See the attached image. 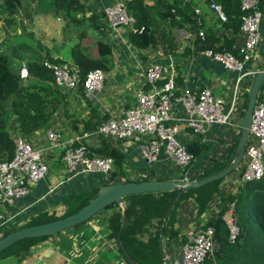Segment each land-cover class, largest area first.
I'll use <instances>...</instances> for the list:
<instances>
[{
    "label": "crops",
    "instance_id": "crops-1",
    "mask_svg": "<svg viewBox=\"0 0 264 264\" xmlns=\"http://www.w3.org/2000/svg\"><path fill=\"white\" fill-rule=\"evenodd\" d=\"M20 1L21 6L26 10L25 7L28 5L24 2L25 0ZM113 1L115 0H80L85 4L84 13L86 15L96 13L98 15V18H95L97 19L96 24L103 22V28L97 29L86 19L81 24L86 37H80L77 31L66 32L64 15L55 14L51 6L47 7L46 18L38 20V11L32 1L31 48L59 61L75 65L71 46L76 43H80L81 47L92 54H96L98 39H103L111 45L112 65L104 70L102 86L90 95L79 88H63L66 92L64 108L61 107L52 117L48 129L57 130L63 141L72 139V145H77L80 141L87 143L96 154L112 156L108 152L110 151L113 154L119 152L121 155L119 158L118 156L113 157L114 164L109 173L80 170L70 175L60 158L62 149L54 148L46 152L45 159L49 166L47 173L33 184L26 195L11 203L0 202V210L5 216L4 222L0 223L1 230H14L34 217L41 214L45 216L56 209L64 211L67 206L64 201L71 194L98 188L104 183L123 181L126 177L149 179L156 174H173L177 178L192 177L204 166L213 164L214 160L223 161L232 159L234 156L231 146L241 129L242 105L232 115L230 123L211 122L205 132H195L186 122L188 116L184 106L178 101H172L171 122L178 126V138L184 144L194 141L202 144L199 155L186 166L178 165L163 151L155 161L148 162L142 156L137 142L128 139L112 141L97 132L101 120L120 114L124 108L135 101L139 91L148 87L144 79V69L148 64L160 62L172 67L178 89L208 87L213 92L223 95L226 100L230 98L238 73L237 70L224 67L223 63L216 58L202 53V49L199 50L197 47L196 33L183 28L175 29L178 45L175 53H164L161 49L137 48L131 45L127 39L128 31L123 26L112 25L103 15L104 13L102 14L104 7ZM155 1L157 0H144L148 4H153ZM214 1L221 5L224 2ZM37 3L39 5V2ZM258 6L262 11L259 26L260 39L252 58L245 63V69L254 71L264 61V0H258ZM195 10L202 13L211 24V33L215 39L214 45L222 46L220 49L241 57L240 47L244 41V35L240 26L232 22L231 25L223 24V21L227 20L219 19L217 11L210 7L209 1H199V6L195 7ZM1 17L4 22L7 21L8 26L10 22L12 23L11 35L4 39V46H0V52L8 53L7 49H15L8 45L16 43L12 34L16 23L20 22L19 15L5 13L1 16L0 13V19ZM24 21L27 20L24 19ZM31 22L28 19V23ZM104 28L107 30L106 33L102 32ZM48 29H53V31ZM9 30L11 31L7 27L4 31L9 32ZM22 50L26 52L23 48L19 52ZM253 77L254 73L246 74L240 81L241 103L243 94L249 90ZM260 92L264 98V81ZM14 126L15 123L11 122L9 128L12 130ZM46 131L37 130L31 136L32 141L40 147L46 146ZM76 137L79 138L76 139ZM102 138L108 141L107 147L102 142ZM240 184V169L223 176L218 182L219 193L218 191L213 193L206 209L200 214H198V205L193 194L184 196L175 209L174 225L177 233L171 238L162 237L161 239L165 255L169 259L178 256L181 244L201 228L200 222H204L211 214L218 211L224 203L227 204L222 196L235 192ZM119 207L122 209L120 203L104 207L76 226L36 238L31 241L28 248L21 250L20 253L11 252L1 255L0 264H131L118 246L109 224L113 211Z\"/></svg>",
    "mask_w": 264,
    "mask_h": 264
},
{
    "label": "trees",
    "instance_id": "trees-1",
    "mask_svg": "<svg viewBox=\"0 0 264 264\" xmlns=\"http://www.w3.org/2000/svg\"><path fill=\"white\" fill-rule=\"evenodd\" d=\"M124 1L129 13L136 18L134 29L128 31L127 39L131 45L137 48L151 47L161 49L164 53H175L178 46L175 29L183 28L196 33V43H198L199 50L209 48L213 51H226L220 49L222 46L214 45L215 39L211 33V24L202 13L195 10V7L199 6V1H209L210 3L211 0H157L153 4H148L144 0ZM221 1H224L221 6L226 15L225 20H227L223 21V24L231 25L232 22L240 26L242 12L238 0ZM38 2L39 4L47 2L55 14L64 15L66 20L64 30L66 32L69 30L77 31L80 37H86L85 31L81 27L86 19L97 29L103 26V22L96 24L97 19L95 18H98L96 13L89 15L84 13L85 4L80 0H38ZM1 4L0 11H7L8 15H12L21 6V1L2 0ZM219 19L221 18L219 17ZM192 25L195 26L191 28ZM102 32L106 33L107 30L104 28ZM23 49L26 50L27 54L23 55L22 64H17L15 68L12 67V57L8 53L0 52V161L10 159L13 155V130H19L31 138L37 130H47L52 117L61 107L64 108L63 102H65L66 92L63 88L54 85L53 73L43 63L44 60H53L54 58L33 50L28 44L23 46ZM95 49L96 54H92L89 50L81 47L80 43L71 46L74 64L79 70L80 83L78 88L81 91H84L83 81L89 70L93 68L107 70L112 65V49L108 42L98 39ZM25 58L27 60L24 61ZM23 72L26 73L23 74ZM248 93L249 90L243 94V115ZM257 99H262L260 90ZM11 122L15 123L12 130L9 128ZM238 137L231 146L232 153L235 151ZM102 142L106 144V147L108 146V141L104 138H102ZM85 144L95 152L90 145ZM185 147L190 153V162L202 150V144L195 141L185 144ZM102 149L103 147L100 148V151ZM108 152L114 158L117 156L119 158L121 155L119 152L116 154ZM231 160L230 158L223 161L214 160L213 164L204 166L195 176L188 178L197 179L214 173ZM111 178L114 177L111 175ZM221 179L222 177L182 192L174 201L164 224L163 217L169 202L176 194L175 189L125 195L123 198L127 222L120 231V237L130 257L137 264H162L163 259L159 250L160 232L162 230V237L164 238H171L177 233V228L174 225L175 209L180 200L188 194H193L198 205V214H200L206 209L213 193L217 191L219 193L218 182ZM128 180L138 181L141 178L126 177L123 181ZM97 190L98 188H94L71 194L64 201L67 204L64 211L56 209L45 216L38 215L22 226L68 215L82 207L89 198L96 194ZM222 197L227 204L224 203L218 211L211 214L204 222H200L201 228L205 226L213 228L215 239V248L206 255L205 263L264 264V172L259 179L245 181L238 186L235 192L225 194ZM231 203H233V211L239 225V233L233 241L228 238V228L222 218ZM113 205H118V202H112L106 207ZM121 222L122 209L119 207L113 211L109 221L116 242ZM7 232L8 230L0 229V237ZM44 236L46 235L19 239L0 251V256L11 252L20 253L21 250L28 248L32 240Z\"/></svg>",
    "mask_w": 264,
    "mask_h": 264
},
{
    "label": "built area",
    "instance_id": "built-area-1",
    "mask_svg": "<svg viewBox=\"0 0 264 264\" xmlns=\"http://www.w3.org/2000/svg\"><path fill=\"white\" fill-rule=\"evenodd\" d=\"M241 10L240 30L244 41L240 47L241 57L229 51L204 49L201 52L221 61L224 67L237 70L236 81L230 98L213 92L208 87H189L178 89L172 67L160 62L148 64L144 69L146 89L136 94L135 101L124 108L118 115L104 118L98 125L97 132L112 141L132 140L137 142L142 156L148 161H155L163 151L180 166L190 163V153L178 138V126L171 122V103L180 102L187 114V124L195 132H205L209 123L228 124L232 115L240 106V81L246 74L255 73L245 69L260 39L259 26L262 11L258 0H238ZM210 7L217 11L222 20L226 15L219 2L211 0ZM103 13L114 26H123L127 31L134 29L136 18L130 14L124 0H115L106 5ZM44 65L54 76V85L65 89H77L80 83L79 70L57 59L44 60ZM104 70H89L83 81V90L90 95L102 86ZM14 152L10 159L0 161V202L11 203L26 195L33 184L43 177L48 169L45 153L54 148L62 149L60 158L66 171L71 175L80 170H95L109 173L114 160L110 155L94 153L80 141L72 145L63 141L57 130L47 129V145L39 146L21 131H12ZM79 137H76L78 139ZM245 161L240 168V182L259 179L264 172V99L256 100L249 135L244 150ZM188 178V177H187ZM4 213L0 210V223L4 222ZM228 228V238L235 240L239 233L237 217L233 203L222 216ZM178 256L170 259L169 264H206L205 257L215 248L214 232L211 226L199 228L195 234L181 244Z\"/></svg>",
    "mask_w": 264,
    "mask_h": 264
},
{
    "label": "water",
    "instance_id": "water-1",
    "mask_svg": "<svg viewBox=\"0 0 264 264\" xmlns=\"http://www.w3.org/2000/svg\"><path fill=\"white\" fill-rule=\"evenodd\" d=\"M119 26V25H117ZM194 27V25L192 26ZM73 41V40H72ZM264 81V61L258 67L254 73L252 79L247 104L245 107L244 115L242 118V124L240 129V135L235 147L234 156L232 160L227 163L223 168L218 171L211 173L209 175L197 178V179H187V178H177L173 174H156L149 179L141 180H128V181H117L108 182L100 185L96 194L89 198L88 201L76 211L65 215L60 218L43 221L40 223H34L30 225H25L14 230L8 231L6 234L0 237V251L10 246L15 241L25 238L53 234L64 228L73 226L80 222H83L94 215L96 212L106 207L112 202H118L122 205V223L120 226L119 233L117 234V243L125 258L131 264H137L126 251L120 237V231L126 225L127 213L124 205V196L128 194L146 192V191H161V190H176V194L169 202L167 209L163 217V224L166 222L168 213L176 200V198L184 191L205 184L209 181L221 178L231 171L237 169L243 159L245 145L249 135V127L252 119V111L254 104L257 100V95L259 93L260 87ZM162 230L160 232L159 239V250L163 258L162 264H169L170 259L165 255L162 244ZM178 259H182V252L179 253Z\"/></svg>",
    "mask_w": 264,
    "mask_h": 264
},
{
    "label": "rangeland",
    "instance_id": "rangeland-1",
    "mask_svg": "<svg viewBox=\"0 0 264 264\" xmlns=\"http://www.w3.org/2000/svg\"><path fill=\"white\" fill-rule=\"evenodd\" d=\"M32 1H34L35 9L38 11L37 12L38 20H43V18H46L47 13H48L47 7L49 6V4L46 2L44 4L38 5L37 3L38 0H32ZM32 1L25 0L24 2L26 3V5H28L27 7H25L27 9L25 10L24 7L20 6L19 9L15 12L16 15H19V21H20L19 23H16V26L13 28L14 33L12 34V37L14 38V40H16V43L15 44L11 43L8 45L11 47L13 46L15 49L12 50V48H9V49L6 48L8 51V54L12 57V60H13L12 67L14 68L17 67V64L19 65L22 62L23 55L27 54V52H24L23 50L22 52H19L23 48V46H26V44H28L29 46H32V22H31L32 20ZM1 3H2V0H0V5H2ZM0 13H1V16H4L5 13L8 14L7 11L5 12L3 10L0 11ZM2 18L3 17H1L0 19V46H4L5 44L4 39L8 38L12 33V28H11L12 23L10 22L8 26L7 21L4 22ZM24 19H26L27 21H24ZM28 19L31 23H28ZM38 24H39V21H38ZM3 25L5 27H3ZM7 27L10 28L11 31L9 30V32H5L4 30L7 29ZM48 30L53 31V29H48ZM4 33L6 34L3 35ZM240 105H243V102L240 103ZM244 161H245V156H243V159L237 169L241 168Z\"/></svg>",
    "mask_w": 264,
    "mask_h": 264
}]
</instances>
